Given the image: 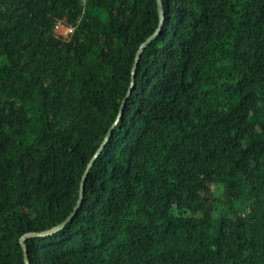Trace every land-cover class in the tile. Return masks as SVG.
I'll list each match as a JSON object with an SVG mask.
<instances>
[{
    "label": "trees",
    "instance_id": "trees-1",
    "mask_svg": "<svg viewBox=\"0 0 264 264\" xmlns=\"http://www.w3.org/2000/svg\"><path fill=\"white\" fill-rule=\"evenodd\" d=\"M163 3L32 264H264V0ZM159 26L158 0H0V264L72 214Z\"/></svg>",
    "mask_w": 264,
    "mask_h": 264
},
{
    "label": "water",
    "instance_id": "water-1",
    "mask_svg": "<svg viewBox=\"0 0 264 264\" xmlns=\"http://www.w3.org/2000/svg\"><path fill=\"white\" fill-rule=\"evenodd\" d=\"M158 5H159V13H160V26L159 29L152 35L150 36L141 46L138 54H137V59H136V63H135V67H134V71H133V79H132V85L130 87V90L126 96V98L123 101L122 107H121V111L119 114V117L117 119V121L115 122V124L112 126V128L110 129V131L108 132L105 140L103 141L102 145L100 146V148L98 149L97 153L95 154V156L93 157V159L91 160V162L88 165V168L84 174L83 180H82V185H81V192H80V198L79 201L74 209V211L72 212V214L67 218V220L65 222H63L62 224L58 225L57 227L46 231V232H31V233H27L26 235H24L21 239V243L22 246L24 248V256H25V263L26 264H32L31 263V252L29 250V247L27 245V240L31 239V238H44V237H50L55 235L56 233L64 230L67 228V226L70 224V222H72L76 215L78 214L79 210L81 209L82 205H83V201H84V197H85V190H86V182L87 179L89 177V174L96 162V160L100 157V155L103 153V151L105 150L106 146L109 144L112 136H113V132L115 130V128L118 126V124L120 123L123 115H124V111L125 108L127 106L128 100L131 97L133 90L135 88L136 85V75H137V71H138V66H139V62H140V58L143 54V52L149 47V45L159 36V34L162 32L163 27H164V23H165V19H166V13H165V8H164V3L163 0H158Z\"/></svg>",
    "mask_w": 264,
    "mask_h": 264
},
{
    "label": "built area",
    "instance_id": "built-area-1",
    "mask_svg": "<svg viewBox=\"0 0 264 264\" xmlns=\"http://www.w3.org/2000/svg\"><path fill=\"white\" fill-rule=\"evenodd\" d=\"M70 26H66V25H62V24H59L58 26H57V29H58V31H61V30H66L67 31V33H69V34H71V33H73L74 32V28H69Z\"/></svg>",
    "mask_w": 264,
    "mask_h": 264
},
{
    "label": "bare ground",
    "instance_id": "bare-ground-1",
    "mask_svg": "<svg viewBox=\"0 0 264 264\" xmlns=\"http://www.w3.org/2000/svg\"><path fill=\"white\" fill-rule=\"evenodd\" d=\"M66 31V30H65ZM66 33V32H65ZM66 34H69V33H66Z\"/></svg>",
    "mask_w": 264,
    "mask_h": 264
}]
</instances>
